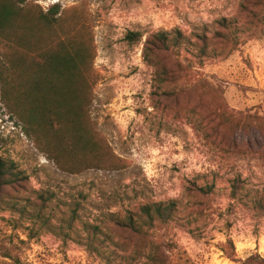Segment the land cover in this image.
<instances>
[{"label":"rangeland","instance_id":"1","mask_svg":"<svg viewBox=\"0 0 264 264\" xmlns=\"http://www.w3.org/2000/svg\"><path fill=\"white\" fill-rule=\"evenodd\" d=\"M6 1L20 27L0 25V158L25 177L0 191V264L5 252L20 264H137L138 239H120L109 215L153 203L176 207L156 231L173 264L264 259V0ZM161 34L168 50H147ZM73 40L88 50L84 122L103 150L63 170L9 109L29 93L30 61ZM86 224L114 238L94 241L106 251Z\"/></svg>","mask_w":264,"mask_h":264},{"label":"trees","instance_id":"2","mask_svg":"<svg viewBox=\"0 0 264 264\" xmlns=\"http://www.w3.org/2000/svg\"><path fill=\"white\" fill-rule=\"evenodd\" d=\"M57 9L58 6L53 5L49 8V12L53 11L57 14ZM17 11L18 9L10 1L5 0V3H0V25L5 24V30L13 32L14 29L20 27V24H17V20H19ZM55 14H50V19L42 16L43 23L50 26L54 23L52 16ZM12 26L16 28H10ZM152 39L151 46L154 48L147 45V50L153 49L154 52L168 50L165 46L163 34L156 35ZM87 52V48L83 47L80 42L73 40L70 43L69 41L59 43L55 51L46 53L42 61L38 63H35L32 59L25 72V79L29 84V93L24 98L23 104L20 106L14 104L15 108L11 107L9 109L23 123L25 135L29 138L36 137L39 147L49 149L50 152L47 153L49 159L55 162L57 168L60 167L63 170L65 165L82 164V160L86 159L87 156L98 157L99 150H103L100 142L95 139L92 126L87 131L84 122L86 99L89 96V105L92 95L90 87L89 90L87 89L84 72ZM14 65H18V63H14ZM175 75L176 70L175 72L165 70L158 73L162 83L172 82ZM1 84L0 74V93ZM8 96L5 93L7 105ZM214 115L215 118H218L220 112L217 111ZM245 130L244 126L231 128V131L235 133H241ZM247 130H252V126L249 125ZM24 177L15 169L12 162L0 158V191L3 187H12ZM236 187L233 182L232 190L234 193H236ZM41 200L42 202L46 201L44 198H41ZM254 207L261 212L264 210V203L261 199H258L255 201ZM175 210L174 203H153L143 206L137 218L132 215L120 217L111 214L109 219L120 239H122V233L129 238L138 239L130 253L137 264H173L168 254V252L172 253L171 243L169 242V247L166 250L165 246L156 237V231L170 224L175 218ZM25 212L29 214L27 210ZM76 213L74 212L73 215H76ZM42 217V210L39 209L35 212V219L32 221L42 219ZM44 220L43 223H46ZM85 226H87V229L89 228L90 235L88 239L93 251H106V248L100 247L99 249L94 241L101 235L105 236V239L101 242H110L114 238L107 232H103L102 227L89 224ZM228 244L230 245V253L227 255L232 258L234 256V254H231L233 246L230 242ZM3 255L5 259L9 260V264H20L19 259L11 254L5 252ZM243 264H264V259L258 255L250 256Z\"/></svg>","mask_w":264,"mask_h":264}]
</instances>
